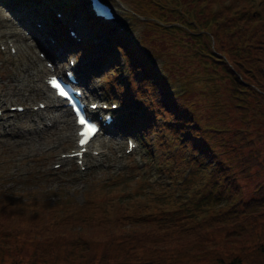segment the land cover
Instances as JSON below:
<instances>
[{
	"label": "trees",
	"instance_id": "16d2710c",
	"mask_svg": "<svg viewBox=\"0 0 264 264\" xmlns=\"http://www.w3.org/2000/svg\"><path fill=\"white\" fill-rule=\"evenodd\" d=\"M145 6L150 31L178 39L158 52L157 77L140 41L122 46L142 82L132 95L146 98V123L162 139L180 141L174 163L191 172L179 186L91 182L82 201L61 189L43 195L32 177L21 194L0 183V264H264V0ZM175 52L209 73L205 114L190 100L195 84L176 81ZM174 85L179 93L167 95Z\"/></svg>",
	"mask_w": 264,
	"mask_h": 264
},
{
	"label": "rangeland",
	"instance_id": "374dc122",
	"mask_svg": "<svg viewBox=\"0 0 264 264\" xmlns=\"http://www.w3.org/2000/svg\"><path fill=\"white\" fill-rule=\"evenodd\" d=\"M106 1L112 4L117 10L123 26L122 33L127 35V37L136 39L135 35L138 33L137 38L140 37L145 48L149 47L155 53L161 51L165 56L172 53L173 49L176 48V45L173 47V44H175L178 37L172 38L167 37V35H160V33L154 34L150 31L149 26H147L150 25L148 23L150 20L145 16L144 18L137 16V23L139 21V23L142 24L137 31H135L133 26L130 25L132 10L144 12L145 0ZM41 4L43 6H48V8H41ZM0 8L3 9L1 6ZM53 8H56L61 12L63 19H70L73 16L79 15L80 20L82 21L79 28L81 34L92 36L99 40V43L96 44L92 50L88 49L86 53H78V58H83V62H80L78 69L81 73L84 72L85 77H88L85 74L87 73L85 67L90 64L91 59L98 58L99 60L102 56L99 54L104 51L103 49H108L110 44L100 31L95 29L94 26L92 27L88 24L86 14L81 11V8H87L85 0H35V5L29 8V12H35L37 10L42 12H39L40 14L45 12L49 15L52 14L50 9ZM0 11L2 13L1 15L9 21L1 22L0 27L2 33L4 37H8L6 35L8 31L10 33H16L12 40L17 49L16 57L11 55L7 50L0 51V103L4 102V107H2V109H6L11 104L16 103L31 107L36 100L43 99L42 77L44 74L40 72L39 68L46 69L38 57L37 53L39 50L28 45L29 42L23 37V30L16 24L12 23L17 27L16 30L11 26L8 28L7 25L11 23L9 20L10 14L7 10ZM144 13L147 14V11ZM40 17L45 19L48 24L50 23L53 25V31L56 30L60 43L66 45V29L62 27V23L60 24L53 20L51 15ZM47 17H49V19ZM115 32L118 33L117 31ZM177 49H180V44H178ZM18 56H20L19 59ZM183 56L184 55L178 53L177 56L175 54H170L169 57L170 60L176 62L173 65V71L178 74L176 81L187 80L191 84H195V91H193L192 94L195 96L190 100L192 101V104L196 101L202 104L204 107V110L202 111L205 114L208 108V95H211V88L210 85H205L202 80L208 81L209 73H206L205 70H203L206 68L194 61L193 58L184 60ZM20 61H23V64H21ZM38 62H40L41 65ZM101 68L104 69L105 67ZM119 70V77L125 79L126 74L124 68H119ZM110 72L111 71L108 72L109 75ZM104 77L106 78V76L102 77V75H97L93 78L88 77V79L92 81L89 88L96 95H99L100 92L103 99L108 102H120L118 99L119 97L116 96L115 93L113 95L110 94V85H107ZM107 90L108 92L110 91L109 94L111 96L105 97L104 94ZM175 90H178V88L171 86L167 93L172 94ZM153 95L154 98L160 97L161 100L165 97L161 90L158 91L157 94L153 93ZM123 109L126 111L125 108ZM192 110L199 112L195 107ZM57 113L58 112H56V114ZM132 113L131 116H134V112ZM119 115L120 123L124 119V114ZM48 117H51L48 115V112L34 113L29 109V111H25L20 115H15L13 119H5L3 122H0V183H4L5 187L10 189L13 193L21 194L25 192L24 190L28 189L26 188L27 184L25 182L23 183L24 180H27L25 179V176L27 175V172L31 173L30 170H36L35 174H38L39 178V180L37 179L36 184L43 195H47V192L50 189H53L54 191L61 189L80 201L87 186L91 182H102L118 174H125L135 169H138L139 172L136 170L135 173L133 172L134 179L137 176H141L143 177L141 178L142 180L145 178L150 179L153 183V181H156L161 177V169L164 166L162 161L166 160L164 158L159 159V156L164 157L166 155L167 159L172 157V151L170 153L167 152L166 154H161L160 152L153 150V143L145 144L146 139L145 136L141 134V129H135L133 132H131L130 129H127L128 131L121 135H132L139 139L141 144V146L133 151L131 155L127 156L123 153L125 145L122 140L113 138L111 143L104 147L108 149V154L101 156L98 161L89 162L90 167L85 173L79 174L77 169L73 168L72 163H66L53 173L52 165L59 164V154H62L73 147V140L71 137L68 138V136L74 133V127L72 126L70 129L66 128L64 126L66 118L62 117L57 120L58 123L56 125L53 124V128L39 130L37 124L42 126V120H50ZM5 118L8 117L6 116ZM40 118H42V120ZM70 119L72 118L70 117ZM121 123L119 126H121ZM117 131L119 132V130ZM171 136H167V139L164 141V146L166 150H172L173 147L178 149L179 151L173 149V157H175V155L180 152L181 143L180 141L173 139ZM147 138H153L150 131H148ZM100 142V140L97 141L98 144ZM116 154H120L121 157L117 158ZM171 159L169 160L170 162H172ZM156 168H158L157 171ZM175 170L177 171V168ZM186 171L189 172L185 164L179 167L178 174H181V178ZM48 173L56 174V176L51 179H46L45 177ZM138 180H140V178Z\"/></svg>",
	"mask_w": 264,
	"mask_h": 264
},
{
	"label": "bare ground",
	"instance_id": "6f19581e",
	"mask_svg": "<svg viewBox=\"0 0 264 264\" xmlns=\"http://www.w3.org/2000/svg\"><path fill=\"white\" fill-rule=\"evenodd\" d=\"M41 71H43V70H41ZM62 114L65 115V117L67 118L66 123H65V127L66 128H71L72 127V123L69 120L68 113L64 110V111H62Z\"/></svg>",
	"mask_w": 264,
	"mask_h": 264
}]
</instances>
